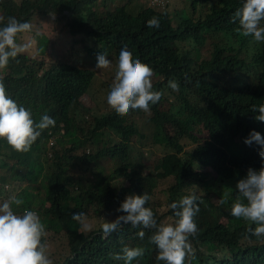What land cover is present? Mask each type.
Listing matches in <instances>:
<instances>
[{
    "label": "trees",
    "instance_id": "obj_1",
    "mask_svg": "<svg viewBox=\"0 0 264 264\" xmlns=\"http://www.w3.org/2000/svg\"><path fill=\"white\" fill-rule=\"evenodd\" d=\"M177 1L159 12L132 0H0L5 23L11 16L32 24V31L18 40L30 48L0 75L37 114L57 105L60 138L48 149L49 137L43 136L27 152L0 139V203L15 194L24 201L13 205L16 214L38 211L47 247L64 242L65 252H48L52 264H125L114 258L125 246L145 249L132 264H164L157 261L158 249L150 239L154 230L127 224L104 239L94 224L116 211L127 195L145 192L151 197L145 206L158 224L178 219L172 203L192 193L199 196L198 232L189 238L193 251L185 264H264V237L248 232L256 225L231 215L237 182L249 168L264 165L259 151L241 141L247 98L233 89L232 80L219 82L214 93L201 92L207 72L223 64L248 65L243 56L252 55L264 65V42L245 37L239 23L231 22L244 0ZM153 17L158 28L148 27ZM39 19L53 23L54 43L68 58L76 52L91 56V65L63 63L58 57L50 66L35 60L50 42ZM124 47L153 69V90L163 93L161 100L149 112L137 109L120 116L111 109L86 117L77 107L94 86L96 53L119 58ZM170 81L179 84L178 90L169 87ZM189 140L196 147L185 153ZM157 148L162 156L146 165ZM57 161L66 166L60 173L51 171ZM80 212L92 224L88 233L73 219Z\"/></svg>",
    "mask_w": 264,
    "mask_h": 264
},
{
    "label": "clouds",
    "instance_id": "obj_2",
    "mask_svg": "<svg viewBox=\"0 0 264 264\" xmlns=\"http://www.w3.org/2000/svg\"><path fill=\"white\" fill-rule=\"evenodd\" d=\"M132 1L141 3V0ZM169 2L175 5L178 1L164 0V3L141 4L162 12ZM43 20L39 19L38 23L41 25ZM231 22L234 26L239 23L238 31L242 30L245 37L252 36L256 42H264V0H244L242 7L234 10L231 15ZM0 24H5L0 27V70H3L11 60L26 53L30 48L29 43H20L18 40L22 34L32 31V24L27 21L21 22L11 16L7 17L6 23L5 17L0 16ZM159 26L156 17L148 21L149 28ZM173 26L177 28L178 25ZM54 40V37L50 38L45 52L42 54L38 52L35 60L50 66L51 62H59L54 60L57 59L56 57L62 59L63 63L77 62L79 65L87 58L91 59V56H79L77 52L68 58L66 51L55 44ZM211 49L210 43L203 50L205 56H209ZM97 50L100 51L102 48ZM78 51L87 52L82 49ZM96 54H100L97 56L96 70L117 65L115 81L107 95V103L118 115L125 116L130 110L137 109L149 112L150 105H155L161 100L163 93L153 90V69L142 63L140 59H134L132 52L126 47L120 50L119 58L108 57L106 51ZM243 58L248 61V65L227 68L223 64L213 71H208L203 78L201 92L214 93L219 82L233 81V89L243 94L248 103L247 116L242 122L244 132L241 141L250 150L259 151L260 157L264 160V65L256 56L249 55ZM169 87L175 91L178 90L179 84L170 81ZM81 101L77 107L80 113L88 118L96 115L92 113L90 107H86L88 110L86 113L81 108L83 105ZM205 104L207 105L206 102ZM58 121L59 111L54 102L51 112L37 114L22 97L10 89L7 79L4 80L0 75V139H5L18 152H27L38 139L48 136V149H52L60 141L57 133ZM189 141L185 153L196 147L194 142ZM65 169L66 166L57 161L51 171L60 173ZM236 190L238 194L232 204L231 215L252 222L256 227L249 228L248 232L257 238L264 237V165L259 170L249 168L246 176L237 182ZM150 199L146 192L143 195H127L116 209L120 215L114 221H109L107 217L100 224L104 239L118 231L122 225L130 224L133 227L152 229L154 234L150 239L158 249L157 261H162L164 264H185L186 257L193 251L189 238L198 232L195 218L200 212L199 196L192 193L170 205L171 209L176 210L175 217L178 218L174 224H158L153 210L145 206ZM23 203V199L15 194L0 203V264H52L50 253H47V244L43 240L47 235L46 228L37 214L38 211L25 209L22 215L13 211V205L18 207ZM73 219L80 223L83 231L92 230V224L86 213H73ZM144 235V231L138 232L141 239ZM121 252L122 254H116L114 258L123 260L125 264H132L134 260L144 256L145 249L125 246Z\"/></svg>",
    "mask_w": 264,
    "mask_h": 264
},
{
    "label": "rangeland",
    "instance_id": "obj_3",
    "mask_svg": "<svg viewBox=\"0 0 264 264\" xmlns=\"http://www.w3.org/2000/svg\"><path fill=\"white\" fill-rule=\"evenodd\" d=\"M164 3V0H141V3L143 5H147V4H153V3ZM40 28L43 30V32H45V34L52 38L53 37V27L51 25V22H47L46 20L41 21V25ZM36 56V54H35ZM84 66L87 65H91V61L89 58H87L84 61ZM117 71V65H113L108 69H98L96 70L97 74L95 77V82H94V86L92 88V90L90 91L89 95L84 97L81 101V103L83 104L81 106V108L88 113V110L86 107H94L93 108V114L94 113H106V112H110L111 107L108 105L107 103V95L110 92L114 81H115V74ZM100 104V107H99ZM144 121V118H143ZM190 142V141H187ZM162 149L161 148H157L155 150V155L152 156H148L145 159L146 165H149L150 162H153L155 160V156H162L161 152ZM110 164L107 165V168L109 169ZM120 213H118L117 211L112 213L111 215H108V219L109 221H114L117 216H119ZM99 218L95 219L94 224H101L102 221H98ZM104 219H107V216H104ZM86 233H88V231H86ZM64 246V242L61 241L60 239L58 241H54L52 242L51 245H49L47 247V253L51 250L52 253H62L65 252V250L63 249ZM68 249V247H67ZM69 250V249H68Z\"/></svg>",
    "mask_w": 264,
    "mask_h": 264
}]
</instances>
